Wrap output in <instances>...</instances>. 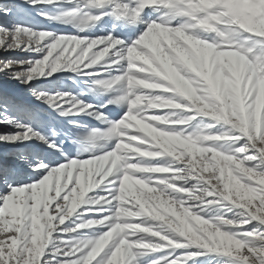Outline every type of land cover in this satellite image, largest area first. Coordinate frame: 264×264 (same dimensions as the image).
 <instances>
[{
    "label": "snow or ice",
    "instance_id": "6c2138e0",
    "mask_svg": "<svg viewBox=\"0 0 264 264\" xmlns=\"http://www.w3.org/2000/svg\"><path fill=\"white\" fill-rule=\"evenodd\" d=\"M0 264H264V0H0Z\"/></svg>",
    "mask_w": 264,
    "mask_h": 264
}]
</instances>
